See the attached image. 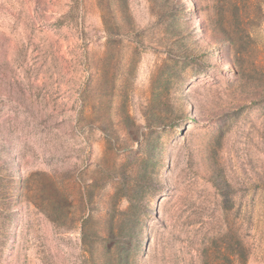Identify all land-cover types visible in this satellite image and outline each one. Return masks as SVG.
<instances>
[{
  "label": "rangeland",
  "instance_id": "374dc122",
  "mask_svg": "<svg viewBox=\"0 0 264 264\" xmlns=\"http://www.w3.org/2000/svg\"><path fill=\"white\" fill-rule=\"evenodd\" d=\"M0 264H264V0H0Z\"/></svg>",
  "mask_w": 264,
  "mask_h": 264
},
{
  "label": "trees",
  "instance_id": "16d2710c",
  "mask_svg": "<svg viewBox=\"0 0 264 264\" xmlns=\"http://www.w3.org/2000/svg\"><path fill=\"white\" fill-rule=\"evenodd\" d=\"M239 247H240V251H239V259L243 262H245L246 261V256H245V254L244 253H242V251H241V248H242V244H239Z\"/></svg>",
  "mask_w": 264,
  "mask_h": 264
}]
</instances>
